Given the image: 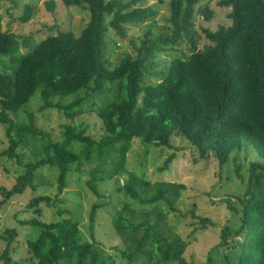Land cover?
<instances>
[{
	"label": "trees",
	"instance_id": "trees-1",
	"mask_svg": "<svg viewBox=\"0 0 264 264\" xmlns=\"http://www.w3.org/2000/svg\"><path fill=\"white\" fill-rule=\"evenodd\" d=\"M62 1L68 7L86 5L90 15L87 25L78 36L72 31L47 36L24 54L15 71L0 73V123L11 126L9 114L20 111L36 91L42 100L40 111L57 108L73 122L81 112L79 106L85 97L67 105L54 104L51 97L84 89L86 94H110L107 103L97 111L105 133L96 140L86 135L85 128L75 131L68 123L62 138L53 140L35 125L30 115L29 123L16 127L19 142H23L25 135L46 138L41 148L43 155L25 163L24 171L10 189L0 187L3 197L0 204L26 189L35 190L39 169L50 167L57 173L53 200L49 195L40 194L27 204L41 215L39 204L54 207L64 203L58 197L66 188L67 174L74 165L79 170L84 160L95 158L102 162L111 152L117 158L115 169L102 173L112 178L123 164L134 137L168 148L172 147V137H182L196 150V162L214 155L220 167L233 153L248 146L264 159V0L217 1L220 7H230V24L215 30L202 29L206 43L201 48L196 46L194 18L198 14L211 20L213 10L207 5L199 6L203 0H170L169 30L149 29L140 37L138 48L134 42L135 51L140 52L134 57L123 55L112 68L105 59L108 27L124 36L127 25L153 21L158 14L157 5L137 6L140 0ZM31 12V6L25 5L22 22L30 18ZM183 39L191 43L190 54L173 57L165 71H152L159 64L155 59L157 54L177 51L176 46ZM18 40L15 33L0 29V55L11 53L18 45L27 48L32 39L23 38L21 43ZM150 76L161 78L153 84L148 82ZM104 82L113 87L104 89ZM73 142L82 144L78 152L71 149ZM18 144L10 138L5 152L17 157ZM175 158V151L171 152L156 172L167 170ZM240 169L237 165L236 173L243 179ZM100 171L94 169L88 181L97 196L100 194L94 183ZM144 183L148 185L147 181ZM157 183V191L151 196L141 195L136 186L140 183L135 177L129 178L118 191L140 204L167 201L170 209L176 211L170 201L173 200L170 188L162 187L164 181ZM238 202L242 213L239 226L234 229V236L238 238L235 247L241 251L238 264H264V160L250 163L246 192ZM102 206L96 203L90 209L91 234ZM228 206L231 208L230 203ZM126 208L128 205L124 204L112 218L115 232L130 243L120 251L126 264H134L144 256L145 260H152L154 255V264H195L184 257L187 243L172 231L166 233L160 215L142 213L137 220L123 212ZM56 212L71 214L60 206ZM200 221L205 226L208 219L200 218ZM23 224L40 228L37 239L27 242L37 264H114L108 262V256L96 244L82 239L79 222L72 217L50 222L31 218ZM228 231V227L222 231L223 244L227 243ZM5 234L7 245L1 255L4 261L8 259L10 243L17 236L15 229H6Z\"/></svg>",
	"mask_w": 264,
	"mask_h": 264
},
{
	"label": "rangeland",
	"instance_id": "rangeland-1",
	"mask_svg": "<svg viewBox=\"0 0 264 264\" xmlns=\"http://www.w3.org/2000/svg\"><path fill=\"white\" fill-rule=\"evenodd\" d=\"M217 1L219 0H203L199 4L201 7L207 5L212 9L213 17L211 20H205L196 14L194 37L197 48H201L206 43L202 29L215 30L220 25L230 24L228 17L230 7H220ZM151 4L158 7V14L153 21L127 25L124 36L118 35L111 27H108L106 33L108 49L105 56L108 67H114L123 55L136 56L140 51H135V45L139 47L140 37L149 29L169 30L170 0H140L136 3L137 6ZM25 5H30L32 12L30 18L22 22ZM89 16L86 5L68 7L62 0H0V29L15 33L20 43L23 38L31 37L32 39L29 47L24 48L18 45L11 53L0 55V73L15 71L24 54L49 35H55L59 31H72L78 36L87 25ZM108 19L109 17L107 21ZM190 45L187 39H183L176 46L177 51L158 53L155 59L159 64L157 67L154 66L152 71H165L173 57L181 54L188 56ZM160 78L150 76L148 82L155 84ZM102 85L104 89L113 87V84L108 82ZM90 86L92 87L93 83ZM79 97L85 98L79 106L81 112L76 114L73 122L69 121L57 108L40 111L42 100L39 91H36L20 111L9 114L12 120L11 126L0 123V187L10 189L16 177L24 171L25 163L34 162L43 155L41 148L46 138L25 135L22 136L23 142H19L20 136L16 132V127L21 123H29L30 115L35 125L47 132L53 140L62 138L65 125L68 123L73 125L75 131L85 128L86 135L93 139L98 140L104 135L103 123L97 111L107 103L110 94L102 95L97 92L86 94L82 89L66 95H54L51 97V102L67 105ZM10 138L19 143L15 148L17 157H11L5 152L10 146ZM170 143L171 148L155 146L142 138L134 137L123 164L118 166V172H115L112 178H107L102 173V171L115 169L117 158L111 152L102 162L95 158L90 161L84 160L79 170H76L77 166L74 165L67 174L66 188L58 197L64 200V203H57L54 207L39 204L41 215L33 211L35 208H28L27 204L31 198L40 194L49 195L53 200L57 192V173L50 167L39 169L38 178L35 179V190L26 189L22 194L12 195L0 204V264H37V259L33 257L27 242L37 239L40 228L23 224V221L36 218L43 222H50L63 217H72L78 221L82 239L96 244L101 253L108 256L109 263L113 261L114 264H126V259L120 251L130 243L115 232L112 219L116 211L122 210L124 204H127L128 208L123 212L132 214L133 219L138 220L142 213L160 215L166 233L172 231L187 243L184 257L188 262L238 264L241 251L235 247V240L238 238L234 236V229L237 228V224L239 226V216L242 214L238 201L246 192L250 163L264 159L260 158L257 150L248 146L233 153L230 160L220 167L214 155L196 162V150L182 137L174 136ZM81 148L82 144L72 143L73 151L78 152ZM174 151L176 158L170 163L169 168L162 173L156 172L157 167L161 166L168 155ZM237 165L241 167L240 173L243 179H240L236 173ZM96 168L101 170L94 183L100 196L94 194L88 185V181L92 179L91 173ZM131 177L139 180L140 185L136 186L143 197L154 195L157 191V182L164 181L162 187L170 188L173 200H170L171 198L169 200L172 201L176 211L170 209V203L167 201L152 205L140 204L118 191V188ZM145 181L148 185L144 183ZM181 184L184 188L179 187ZM2 199L0 194V201ZM96 203H102L103 206L97 211L94 232L91 234L89 213L92 205ZM229 203L231 208L228 206ZM58 206L69 210L71 214L58 215L56 212ZM200 218L208 219L205 226ZM227 227L229 228L227 243L223 244L221 234ZM6 229H15L17 236L10 243L8 259L4 261L1 255L7 245ZM155 256L152 260H145L144 256L133 263L154 264Z\"/></svg>",
	"mask_w": 264,
	"mask_h": 264
}]
</instances>
